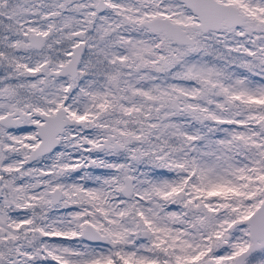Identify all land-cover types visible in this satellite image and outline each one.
I'll list each match as a JSON object with an SVG mask.
<instances>
[{
  "label": "snow or ice",
  "instance_id": "1",
  "mask_svg": "<svg viewBox=\"0 0 264 264\" xmlns=\"http://www.w3.org/2000/svg\"><path fill=\"white\" fill-rule=\"evenodd\" d=\"M0 264H264V0H0Z\"/></svg>",
  "mask_w": 264,
  "mask_h": 264
}]
</instances>
